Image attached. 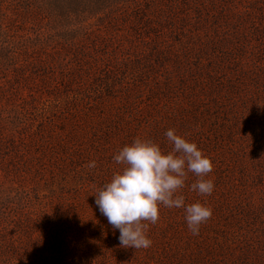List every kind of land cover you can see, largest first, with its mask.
Segmentation results:
<instances>
[{
  "label": "rangeland",
  "instance_id": "rangeland-1",
  "mask_svg": "<svg viewBox=\"0 0 264 264\" xmlns=\"http://www.w3.org/2000/svg\"><path fill=\"white\" fill-rule=\"evenodd\" d=\"M213 162L198 235L122 247L95 195L136 138ZM96 161V168L88 163ZM0 264H264V0H0Z\"/></svg>",
  "mask_w": 264,
  "mask_h": 264
},
{
  "label": "clouds",
  "instance_id": "clouds-1",
  "mask_svg": "<svg viewBox=\"0 0 264 264\" xmlns=\"http://www.w3.org/2000/svg\"><path fill=\"white\" fill-rule=\"evenodd\" d=\"M170 151H163L159 144L136 138L124 145L113 160L123 165L111 180L95 195V203L108 224L119 231L122 247L147 249L152 241L147 235L148 223H157L160 206L183 208L188 230L198 235L202 224L212 216V209L205 203L185 204L183 195L189 174L197 177L191 190L206 197L213 193L214 179L209 177L213 162L194 141L178 134L175 129L165 132ZM96 161L88 163L96 168Z\"/></svg>",
  "mask_w": 264,
  "mask_h": 264
}]
</instances>
